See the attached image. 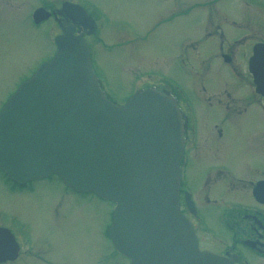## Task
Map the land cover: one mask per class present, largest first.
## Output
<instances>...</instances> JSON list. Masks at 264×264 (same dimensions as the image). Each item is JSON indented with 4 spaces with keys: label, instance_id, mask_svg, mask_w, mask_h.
I'll use <instances>...</instances> for the list:
<instances>
[{
    "label": "water",
    "instance_id": "1",
    "mask_svg": "<svg viewBox=\"0 0 264 264\" xmlns=\"http://www.w3.org/2000/svg\"><path fill=\"white\" fill-rule=\"evenodd\" d=\"M47 14L38 8L32 18ZM54 43L53 57L0 108V169L17 182L54 174L114 203L107 234L129 264H233L200 250L178 209L175 99L146 87L116 104L100 90L80 35L62 30Z\"/></svg>",
    "mask_w": 264,
    "mask_h": 264
},
{
    "label": "flooded vegetation",
    "instance_id": "2",
    "mask_svg": "<svg viewBox=\"0 0 264 264\" xmlns=\"http://www.w3.org/2000/svg\"><path fill=\"white\" fill-rule=\"evenodd\" d=\"M163 1L170 4L163 13L196 19L202 30L192 31L184 43L183 55L189 51L188 59L180 56L183 69H190L184 78L195 94L196 105L184 87L166 73L143 77L156 80L158 86L146 83L134 88L153 87L176 101L182 144L178 163L179 211L190 222L199 249L224 255L233 264H264V0ZM220 1L230 2L233 8L240 5L250 15L244 11L237 15L221 7ZM31 2L32 10L42 8L48 13L39 22H34L30 13L34 29L43 21L47 23L45 34L52 48L42 61L53 56L54 37L62 30L80 35L85 41L92 68L96 67L94 44L99 43L106 50L113 46L100 43L98 26L107 18L93 1ZM180 3L185 4L184 9H178ZM82 14L93 23L89 33L91 26L85 25ZM131 37L127 33L126 42L121 40L117 45H124ZM93 71L100 83L101 77L94 68ZM194 162L201 168L195 167ZM190 172L196 177L194 186L188 181ZM0 176L2 185L16 192L32 191L35 182L53 177L19 183L2 171ZM204 208L214 214L213 222L206 218ZM9 226L0 218V264H15L26 256L42 260L29 251V236L21 231L14 233Z\"/></svg>",
    "mask_w": 264,
    "mask_h": 264
},
{
    "label": "rangeland",
    "instance_id": "3",
    "mask_svg": "<svg viewBox=\"0 0 264 264\" xmlns=\"http://www.w3.org/2000/svg\"><path fill=\"white\" fill-rule=\"evenodd\" d=\"M31 1L0 0V106L51 52L52 44L45 34L47 23L43 21L37 29L30 23V13L34 12ZM91 1L107 18L98 26L100 43L113 45L106 50L99 43L94 44L96 67L93 68L110 100L123 103L134 88L146 83L158 86L156 80L143 77L166 73L184 87L192 104H197L191 85L184 78L190 69H183L180 56L188 59L189 51L183 55L184 43L192 31H202L198 20L166 15L163 12L170 4L163 0ZM180 4L178 9H184L185 4ZM218 4L237 15L239 11L250 15L240 5L233 8L227 1ZM127 33L132 36L129 42L117 45L118 41L126 42ZM193 164L201 168L198 162ZM191 173L188 181L194 186L196 177ZM1 179L2 176L0 218L11 225L14 233H26L31 242L29 251L42 259L26 256L15 264L129 263L114 249L106 233L112 202L91 193L74 194L56 176L50 181L35 182L32 191L21 192L8 189ZM204 211L213 222L214 214L207 208Z\"/></svg>",
    "mask_w": 264,
    "mask_h": 264
}]
</instances>
